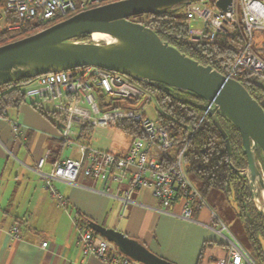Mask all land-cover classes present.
I'll list each match as a JSON object with an SVG mask.
<instances>
[{
    "label": "built area",
    "instance_id": "2783aa9c",
    "mask_svg": "<svg viewBox=\"0 0 264 264\" xmlns=\"http://www.w3.org/2000/svg\"><path fill=\"white\" fill-rule=\"evenodd\" d=\"M110 1L114 0H5L4 10L18 20L8 26L15 29L26 21L47 23ZM180 12L190 43L210 44L218 34L237 39L239 46L227 76L233 74L234 78L240 70L248 71L264 90V0H231L225 10L216 5V0H196L183 5ZM141 17L139 15L135 20L139 21ZM191 20H197L199 25L192 26ZM254 30L263 32L260 39L255 38ZM27 84V88L22 89L26 99L38 108H42L41 100L50 102L52 110L43 108L58 118L63 146L74 145V155L57 158L50 171L42 170L49 151L39 157L34 166L59 205L64 207L66 200L53 186V180L76 183L79 175L103 182L105 192L110 183H125L126 188L119 196L123 206L131 201L130 193L139 188H150L162 208L180 202V215L186 219L192 218L199 207L207 205L185 171L186 144L176 147L169 133L147 115L145 107L154 98L149 90L125 75L95 65L40 74L30 78ZM206 113L204 110V115ZM0 117L11 124L17 136H21L17 121L4 113ZM123 120L136 124L141 135L130 134L120 127L118 123ZM112 126L125 130L131 137L124 154L95 148L78 140L85 127ZM71 220L76 243L84 255H94L105 264H138L80 223L76 214ZM211 221L221 223L213 211ZM221 225L223 229L224 225ZM19 232L18 223L9 230L13 239L19 238ZM226 242V256L218 258L215 264H256L235 238L228 237Z\"/></svg>",
    "mask_w": 264,
    "mask_h": 264
},
{
    "label": "crops",
    "instance_id": "0c3cea01",
    "mask_svg": "<svg viewBox=\"0 0 264 264\" xmlns=\"http://www.w3.org/2000/svg\"><path fill=\"white\" fill-rule=\"evenodd\" d=\"M28 103L7 109L8 117L19 123L21 136L0 117V264H105L94 255H84L76 243L71 217H79L77 212L89 228L93 222L118 230L174 264H215L226 256L227 238L236 237L222 221L223 229L211 221V211L219 216L208 204L186 219L180 215V202L162 208L150 188H139L123 206L119 196L125 183H110L105 192L103 182L79 175L76 183L53 180L66 200L64 207L59 205L34 166L49 151L42 170L50 171L54 160L68 156L64 154L68 147L60 140V122ZM83 129L78 140L89 143L93 129L86 134ZM15 223L20 229L17 239L9 233Z\"/></svg>",
    "mask_w": 264,
    "mask_h": 264
},
{
    "label": "water",
    "instance_id": "95a60500",
    "mask_svg": "<svg viewBox=\"0 0 264 264\" xmlns=\"http://www.w3.org/2000/svg\"><path fill=\"white\" fill-rule=\"evenodd\" d=\"M196 0H114L84 10L33 34L0 45V85L84 65L118 72L131 80L158 82L202 97L204 109L225 141L229 139L217 119L220 112L238 129L246 167L243 174L255 207L264 217L260 198L264 177L256 151L264 157V110L236 79L210 65H202L163 41L143 23L130 19L162 14ZM231 0H216L225 10ZM102 33L109 40H74L82 34ZM229 165L233 164L229 160ZM102 237L121 253L141 264H174L151 252L124 233L98 226Z\"/></svg>",
    "mask_w": 264,
    "mask_h": 264
},
{
    "label": "trees",
    "instance_id": "16d2710c",
    "mask_svg": "<svg viewBox=\"0 0 264 264\" xmlns=\"http://www.w3.org/2000/svg\"><path fill=\"white\" fill-rule=\"evenodd\" d=\"M4 4L5 0H0V45L33 34L78 12L68 13L47 23L35 20L26 21L18 28L9 29L8 26L17 23L18 20L13 14L5 12ZM139 21L186 56L202 65H210L223 75L229 74L236 49L239 46V41L233 36L218 34L216 40L210 44L188 42L186 23L180 14V8L170 9L162 14H144ZM74 40H90V35L82 34ZM231 76L233 78V74ZM234 79L243 85L264 110V90L254 82L252 74L240 70L234 75ZM28 81L29 79H22L0 85V115L4 113L8 116L7 109L26 101L22 85ZM132 81L152 93L157 103L155 121L169 133L173 144L176 147L186 144L183 158L185 171L189 178L197 184L196 187L203 197L210 190H218L226 199L232 200L236 216L242 222L251 250L252 256L250 257L256 264H264V217L254 205L246 177L238 172L244 169L247 163L236 126L220 112L217 113V119L229 139V160L233 164L232 168L229 165L223 137L214 126L211 117L207 113L204 115L206 101L202 97L158 82ZM39 109L44 115H50L43 107ZM118 125L130 134L141 135L138 126L128 120L120 121ZM92 129L93 127H86L83 131L86 134L87 130ZM256 159L264 169V157L259 150L256 151ZM77 214L78 221L85 224L79 212ZM90 225L91 230L101 235L93 222ZM200 257L201 253L199 262Z\"/></svg>",
    "mask_w": 264,
    "mask_h": 264
},
{
    "label": "rangeland",
    "instance_id": "374dc122",
    "mask_svg": "<svg viewBox=\"0 0 264 264\" xmlns=\"http://www.w3.org/2000/svg\"><path fill=\"white\" fill-rule=\"evenodd\" d=\"M181 14V12H180ZM182 15V14H181ZM183 16V15H182ZM190 24L195 26L196 24L199 25L197 20H191ZM263 32L254 30L255 38H261ZM91 38V36H90ZM27 103L30 104V100L26 99ZM41 105L45 109L52 110V104L48 101H42ZM44 105V106H43ZM157 103L156 100L153 98L151 103L147 104L145 109L147 115L151 119H156L157 116ZM57 120L58 118L55 117ZM59 122V120H58ZM130 135L123 129L112 126V127H94L90 136L88 137V142L92 147L105 149L107 151L120 154V151H123L127 148ZM64 154L68 156L74 155V145L70 148L65 149ZM264 177V169L263 167L260 168ZM196 186L197 184L192 181ZM204 199L206 203L213 208V210L218 214L220 221L224 223L226 228L236 237V239L247 249L250 256L251 250L249 249V245L244 233V229L242 226L241 220L236 216L235 209L233 207V202L231 199H226L225 196L218 190H210L207 195H204ZM221 222V223H222Z\"/></svg>",
    "mask_w": 264,
    "mask_h": 264
},
{
    "label": "bare ground",
    "instance_id": "6f19581e",
    "mask_svg": "<svg viewBox=\"0 0 264 264\" xmlns=\"http://www.w3.org/2000/svg\"><path fill=\"white\" fill-rule=\"evenodd\" d=\"M92 39L95 40V41H100L102 39L104 40H109V37L105 34H102V33H93L91 35ZM261 200H262V203L264 204V191L261 192V196H260Z\"/></svg>",
    "mask_w": 264,
    "mask_h": 264
},
{
    "label": "flooded vegetation",
    "instance_id": "af4514ba",
    "mask_svg": "<svg viewBox=\"0 0 264 264\" xmlns=\"http://www.w3.org/2000/svg\"><path fill=\"white\" fill-rule=\"evenodd\" d=\"M130 19H133V20H135V19H137V18H132V17H130Z\"/></svg>",
    "mask_w": 264,
    "mask_h": 264
}]
</instances>
